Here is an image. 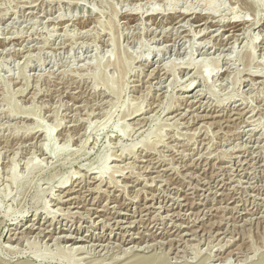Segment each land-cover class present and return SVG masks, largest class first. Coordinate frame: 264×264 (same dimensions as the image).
Wrapping results in <instances>:
<instances>
[{"label": "rangeland", "instance_id": "374dc122", "mask_svg": "<svg viewBox=\"0 0 264 264\" xmlns=\"http://www.w3.org/2000/svg\"><path fill=\"white\" fill-rule=\"evenodd\" d=\"M135 252L264 258V0H0V264Z\"/></svg>", "mask_w": 264, "mask_h": 264}, {"label": "bare ground", "instance_id": "6f19581e", "mask_svg": "<svg viewBox=\"0 0 264 264\" xmlns=\"http://www.w3.org/2000/svg\"><path fill=\"white\" fill-rule=\"evenodd\" d=\"M247 22H243L241 20H237L233 23V26H231V30L233 32H239L240 31V27L245 25L246 26ZM242 30V29H241ZM254 44V42L252 43V45ZM189 67H193L194 65L192 63H188ZM197 65H195L196 69ZM200 71H197L198 75H202L204 78H206V73H202ZM209 74V73H208ZM138 112H140V110H135L132 114H137ZM99 173V172H98ZM97 173V174H98ZM98 176V175H97ZM103 177V176H102ZM15 182H18L17 179H14ZM39 206H36V209H38ZM65 241L69 242L72 241V238H65ZM22 264H30V263H22ZM118 264H169L166 260H164L161 256L157 255V254H147L146 252H135L134 254H132L130 257L126 258L125 261L120 262ZM200 264H206L205 262H201ZM257 264H264V258L261 259V261Z\"/></svg>", "mask_w": 264, "mask_h": 264}]
</instances>
